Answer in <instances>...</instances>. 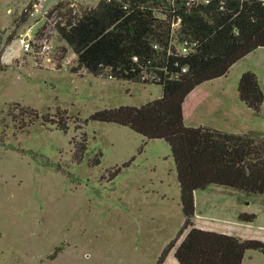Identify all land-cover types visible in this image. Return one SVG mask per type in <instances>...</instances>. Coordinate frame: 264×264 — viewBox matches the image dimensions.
<instances>
[{
	"label": "rangeland",
	"instance_id": "374dc122",
	"mask_svg": "<svg viewBox=\"0 0 264 264\" xmlns=\"http://www.w3.org/2000/svg\"><path fill=\"white\" fill-rule=\"evenodd\" d=\"M58 1L0 0L6 64L0 68V264H156L185 221L171 146L90 117L107 107L140 106L161 97L163 86L73 71L77 55L56 26L65 18L58 9L48 14ZM68 1L79 12L99 2ZM26 37L30 50L23 48ZM254 58L260 65L248 64L259 70L264 89V48ZM237 67L198 85L186 105L187 124L264 137V103L256 112L241 100ZM23 105L39 118L21 111ZM58 109L68 112L67 129ZM83 136L88 147L78 152ZM196 194L200 215L233 222L248 211L257 214L251 223L264 229V193L210 185ZM251 257L264 264L260 250H248L246 263ZM172 261L164 264H181Z\"/></svg>",
	"mask_w": 264,
	"mask_h": 264
},
{
	"label": "trees",
	"instance_id": "16d2710c",
	"mask_svg": "<svg viewBox=\"0 0 264 264\" xmlns=\"http://www.w3.org/2000/svg\"><path fill=\"white\" fill-rule=\"evenodd\" d=\"M33 4L29 2L23 16ZM56 9L65 18L57 21V31L77 55L73 71L86 68L95 75L163 86L161 97L140 106L107 107L90 117L127 125L171 146L185 221L156 264H164L171 251L181 264H243L248 250L264 253L263 239L205 229L194 220L195 193L209 185L264 193V137L187 125L184 112L187 96L198 85L226 75L238 60L264 46V0H210L189 7L186 0H99L82 12L68 0H59L48 14ZM179 18L178 41L194 43L186 53L173 44L172 24ZM238 91L242 101L261 111L264 89L256 71L242 73ZM24 106L21 111L39 118L38 110L32 108L31 114ZM67 113L58 109L62 129L68 128ZM87 147L86 136L77 140L78 152ZM256 217L248 212L239 215L247 222Z\"/></svg>",
	"mask_w": 264,
	"mask_h": 264
},
{
	"label": "crops",
	"instance_id": "0c3cea01",
	"mask_svg": "<svg viewBox=\"0 0 264 264\" xmlns=\"http://www.w3.org/2000/svg\"><path fill=\"white\" fill-rule=\"evenodd\" d=\"M14 40V39H13ZM9 46V45H8ZM7 46V47H8ZM6 47V48H7ZM9 48V47H8ZM264 48V46L262 47H259L257 48L256 50L252 51L251 53H249L248 55H246L245 57L241 58L240 60H238L235 64H233V66L231 67L230 71L233 70V68H236V66H239L237 67V75L239 77H241L242 73L246 70H255L258 75H259V70H257V68H252L248 62L250 60H255L256 63H258V65H260L259 63V60L254 58V59H250L252 54H254V52L260 50ZM1 55V58L0 60H2V63L4 64V61L3 59H5L4 57V54L3 52L0 54ZM246 58H249L246 60ZM6 65V64H4ZM230 71L227 73L229 74ZM226 74V75H227ZM224 75V76H226ZM224 76H221V77H218L216 79H213V80H221L220 78L224 77ZM205 83V82H204ZM203 84V83H202ZM200 84V86L202 85ZM200 86H197L186 98L185 100V103H184V112H185V121H186V105H187V102L189 100V97L192 93H194L198 88H200ZM222 92H226L227 89L225 87H223L222 89ZM196 96V95H195ZM187 124V122H186ZM189 125V124H187ZM202 125V124H201ZM205 125H209V124H205ZM191 126H199V125H191ZM209 126H212V125H209ZM212 127H216V128H219V129H224V128H220L218 126H212ZM225 130V129H224ZM229 131V130H228ZM235 132V131H233ZM242 133V132H241ZM212 185H216V184H212ZM210 186V185H209ZM208 186V187H209ZM222 186V185H221ZM207 187V188H208ZM206 188V189H207ZM231 188V187H230ZM234 189V188H233ZM205 190V189H204ZM197 194L195 193V198H196V215H195V223L197 226H200L202 228H205V229H211V230H216V231H220V232H226V233H230V234H234V235H238L242 238H261L264 240V229H260L259 227L257 226H254L251 222H247V221H243L241 220L240 218L236 221H233V222H220V221H215V220H210L208 218H206L204 215H200L198 213V210H197ZM244 212H248V211H244ZM249 213V212H248ZM168 260L169 258H171L173 261V263L175 262H179L177 260V258L175 257L174 255V251H171L168 255ZM180 263V262H179ZM243 264H255V261L254 259L251 257V260L246 263V255H245V258H244V261H243Z\"/></svg>",
	"mask_w": 264,
	"mask_h": 264
},
{
	"label": "built area",
	"instance_id": "2783aa9c",
	"mask_svg": "<svg viewBox=\"0 0 264 264\" xmlns=\"http://www.w3.org/2000/svg\"><path fill=\"white\" fill-rule=\"evenodd\" d=\"M195 2H197V3H199V2L209 3L210 0H186V5L189 7L193 4H195ZM38 4L39 3H35V10L41 11ZM45 16H46V14H45ZM180 29H181V18H179L178 20H175L172 24V37H173V44L176 46L177 50L180 52L186 53V52H189L191 50V48L194 46V43H192L191 45H188L187 42L178 41V33H179ZM22 41H23V48L25 50H30L32 48L30 38H28V37L23 38Z\"/></svg>",
	"mask_w": 264,
	"mask_h": 264
}]
</instances>
